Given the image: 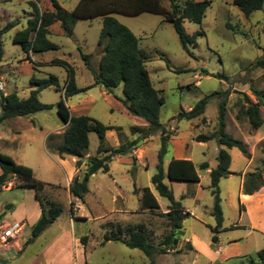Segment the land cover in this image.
Listing matches in <instances>:
<instances>
[{
	"label": "rangeland",
	"instance_id": "374dc122",
	"mask_svg": "<svg viewBox=\"0 0 264 264\" xmlns=\"http://www.w3.org/2000/svg\"><path fill=\"white\" fill-rule=\"evenodd\" d=\"M57 1L71 12L80 0ZM186 1L190 0H176L181 6ZM208 1L211 6L201 25L190 21L184 24L187 34H204L191 48L193 56L183 50L173 26L165 22L163 16L149 13L136 17L113 15L140 39V46L149 57L147 67L151 80L165 97L159 120L171 137L166 163L172 159H186L196 165L208 163L211 169L217 165L220 147L216 141L197 143L194 139L199 134H210L217 129L219 104L224 99L228 110L227 132L243 140L252 153L249 160L236 148L228 150L232 158L231 174L220 182L224 223L216 246L212 243L216 221L212 215L214 199L210 192V171L200 172L199 184L165 180L175 199L192 217L184 221L177 248L156 255L154 264H258L257 255L264 251V188L251 198L241 193L245 175L253 173L264 163V125L255 130L246 117L238 118L240 107L245 104V95L253 103L259 101L257 94L264 100V66L258 64L264 60V6L246 17L234 0ZM31 2L42 12L53 11L50 0H0V30L8 24H15L0 36L3 51L0 77L4 80L5 91L27 99L36 89L32 84L33 77L48 79L56 76L64 86L67 70L61 64H54L55 60L72 65L78 88L94 84L81 53L90 55L92 68L98 69L102 52L98 44L102 18L78 22L73 38L52 35L50 40L59 49L33 54L35 62L31 67L22 46L13 42L16 32L26 27L33 17ZM161 2L170 8V0ZM205 71L217 77L207 76ZM104 92L103 87L95 85L86 93L69 98L66 105L72 108L76 117L89 116L106 126L120 128V131L109 133L107 146L118 147L117 136L122 144L142 137L141 133L134 136L131 132L132 127H142L145 122L126 111L119 100L123 98L122 86L114 91V95ZM214 92L222 95L209 102L205 121H173L182 110L189 111ZM38 98L53 108L0 125V152L31 168L36 179L47 183L44 195L51 203L61 206L63 213L43 234L28 242L38 215L36 191L12 189L14 183L0 190V217L3 216L0 220V257L8 264H151L139 250L122 243L103 244V236L111 224L117 223L145 226L155 245L169 233V222L159 215L161 212H142L139 196L134 193L135 185L137 188L149 187L162 212H166L163 209L170 205L168 200L159 196L151 182L157 172L161 134L149 136L146 142L143 141L146 138L141 139L132 155L113 159L109 173L95 174L89 182V193L79 203L63 190L67 188L71 166L68 163L62 167L60 160L46 151L47 135H58L57 143L62 140L66 129L58 114V104L64 99V93L48 88ZM260 109L264 120V105ZM98 146L97 134L91 133L87 154L97 155ZM240 203L245 206L244 212L240 210ZM8 205L13 207L12 211L7 210ZM70 207L74 210L73 216ZM22 221L26 226L21 234L4 244L1 239L3 230ZM84 237H88L85 244L82 242Z\"/></svg>",
	"mask_w": 264,
	"mask_h": 264
},
{
	"label": "trees",
	"instance_id": "16d2710c",
	"mask_svg": "<svg viewBox=\"0 0 264 264\" xmlns=\"http://www.w3.org/2000/svg\"><path fill=\"white\" fill-rule=\"evenodd\" d=\"M50 2L53 11L45 12H42L37 4L30 3L34 12L33 17L28 20L27 26L23 30L15 34L13 42L22 46L28 60L34 65L31 54L58 50V46L49 40L50 32L48 29L53 23H60L65 37L73 38V30L78 22L102 18V30L98 41L99 46L102 47V52L98 70L92 68L90 55L81 53V57L91 71L95 84L102 85L107 94L114 95V91L122 86L123 98H119V100L130 115L141 118L147 127L146 129L133 127V134L141 133L142 137L118 147L107 146V132L120 131L121 129L106 126L89 116L76 117L71 115L66 101L75 95L86 93L92 87L78 88L73 67L62 60H55L53 63L61 64L67 70L68 76L64 86H61L56 76H51L48 79L33 77L32 84L36 86V89L31 92L27 99L20 98L15 92L8 95L0 94V125L9 119L27 117L37 112L51 110L52 105L43 104L39 101V94L48 88L63 91L64 99L58 104V114L66 125V129L60 142L56 143L59 138L58 135H49L46 145L48 152L61 159L76 158V167L80 168L90 147V134L95 133L99 138L97 155L88 158L82 176H76L69 188L71 196L80 201H84L89 193V182L93 175L98 172L109 173L110 164L114 158L132 155L138 148L141 139L160 133L162 146L158 154L157 172L152 177L151 182L159 196L168 200L170 205L166 212H162L157 197L149 187L137 188L135 185L134 193L139 196L142 212L151 214L161 212L159 215L169 222V233L158 245H155L145 226H123L117 223L110 225L103 236V244L116 242L122 243L130 249L139 250L151 261V264H154L156 255L175 250L183 234L184 221L192 215L184 210L180 201L175 199L173 190L166 185L165 180L199 184L201 182L200 172L210 171V192L214 199L212 215L216 221V226L212 229V243L213 246L218 245L219 234L223 230L224 223L220 182L231 174L232 158L228 150L236 148L249 160L252 159V153L243 140L235 138L227 132L228 110L227 100L224 99L219 104L217 129L210 134H199L194 139L197 143L216 141L220 147L217 165L211 169L208 163L196 165L193 161L186 159H172L166 163L165 157L168 153V142L171 137L168 129L159 120L161 108L166 103L165 97L162 95V91L155 88L151 80L147 67L149 57L141 48L140 39L113 17L114 14L131 17L144 13L161 15L165 22L173 26L183 50L189 56H193L191 48L196 46L197 38L204 34L196 32L189 35L184 24L186 21H190L201 25L206 17L207 9L211 6V1L190 0L181 6L176 0H170L171 6L168 9L163 6L161 0H80L71 12L62 8L57 0H50ZM234 4L246 17H249L263 8L264 0H234ZM14 26V23L8 24L0 30V36ZM2 56L3 51L0 42V61ZM258 64L264 66V60ZM206 75L217 77V75L209 73ZM218 77L222 78L221 75ZM220 95L222 93L214 92L205 96L189 111L182 110L173 118V121L181 122L196 119L205 121L209 102ZM256 97L259 101L253 103L245 95V104L241 105L238 118L246 117L250 126L258 130L264 125L260 109L264 105V100L259 94ZM134 160L136 159L134 158ZM11 183H14L12 189L32 188L36 191L41 216L32 227V238L28 241L32 242L57 221L63 213V208L47 200L48 197L44 195L47 183L36 179L31 168L18 164L12 157L0 152V190L8 188ZM263 188L264 163L253 173L245 175L241 185V193L251 198ZM7 210L12 211L13 207L8 205ZM240 210L241 212L245 211L243 203H240ZM87 240L88 237H84L82 242L85 244ZM257 257L259 259L258 264H264V251L258 253Z\"/></svg>",
	"mask_w": 264,
	"mask_h": 264
},
{
	"label": "crops",
	"instance_id": "0c3cea01",
	"mask_svg": "<svg viewBox=\"0 0 264 264\" xmlns=\"http://www.w3.org/2000/svg\"><path fill=\"white\" fill-rule=\"evenodd\" d=\"M77 25V24H76ZM25 28V27H24ZM24 28H22L21 30H23ZM21 30H19V31H21ZM49 32H50V34H49V40H50V37L52 36V35H61V36H65L64 35V33H63V30H62V28H61V25H60V23H53L50 27H49ZM17 33V32H16ZM15 36V35H14ZM51 41V40H50ZM52 42V41H51ZM58 46V45H57ZM58 49H59V46H58ZM31 59H32V61L33 62H35V59H34V56H31ZM27 63H28V65L29 66H31V67H33V64H32V62H30L28 59H27ZM68 64H69V62H67ZM70 65V64H69ZM72 66V65H71ZM85 66H86V64H85ZM74 69V68H73ZM88 69V68H87ZM93 69L94 70H98V69H95L94 67H93ZM74 71H75V69H74ZM30 76H31V73L29 74ZM93 76V75H92ZM93 79H94V77H93ZM75 81H76V74H75ZM96 84H95V80H94V84H92V85H89V86H87V87H93V86H95ZM98 86H101V87H103L102 85H98ZM83 88H86V87H83ZM8 94H10V93H8V92H4V95H8ZM104 94H106L105 92H104ZM67 107L69 108V111L71 112V115L72 116H74V114L72 113V108L69 106V105H67ZM0 114H1V112H0ZM15 119H17V120H19L20 118H15ZM11 120H14V119H9V120H7V121H5L3 124H5L6 122H8V121H11ZM139 125V124H138ZM135 127H139V126H135ZM146 127H147V125L146 124H144V126H142V127H140V128H142V129H146ZM132 129H133V127H132ZM12 132H14V131H12ZM112 132H114V131H108L107 132V134H106V140H108V135H109V133H112ZM131 132H132V134H133V131L131 130ZM14 133H19V132H14ZM139 133H136V134H133L134 136L135 135H138ZM47 137H48V135H47ZM47 137H46V142H47ZM136 138H138V137H136ZM136 138H132L131 140H129V141H132V140H134V139H136ZM120 136H117V143L119 144V146L120 145H122V142L120 141ZM143 141H148V138H146V139H144ZM125 144V143H124ZM139 145V144H138ZM114 146V145H113ZM46 151L48 152V150H47V147H46ZM48 154H50L49 152H48ZM51 156H53V157H55V158H58L60 161V165L63 167V165L64 164H68L69 163V165L71 166V168H70V171H69V174H67L68 176H67V188H64L63 190H64V192H66L67 193V195H68V197L71 199V194H70V190H69V188H70V185H71V183H72V181H73V179L76 177V176H82V173H83V171L86 169V164H87V160H88V158L90 157V156H93V155H90V154H87L86 156H85V160H83V162H82V166L79 168V169H77V167H76V163H77V159L76 158H70V157H68V158H65V159H61V158H59L58 156H56V155H53V154H50ZM115 159V158H114ZM111 168V167H110ZM111 170V169H110ZM94 176V175H93ZM92 176V177H93ZM5 189H7V188H5ZM29 189H32V188H24V190H29ZM73 198V197H72ZM75 199V198H74ZM77 201H79V203H81V201L80 200H78V199H76ZM118 200V199H117ZM37 202H38V200H37ZM71 204V203H70ZM77 206V205H76ZM80 207V206H79ZM70 210H71V215L73 216V213H74V210H73V208L72 207H70ZM73 210V211H72ZM167 210V207H166V209H163V211H166ZM186 212H188V211H186ZM37 213H38V215H37V217H36V219H35V221L33 222V224H35V222H37L38 220H39V218H40V216H41V208H40V205H39V202H38V204H37ZM23 223H24V225L26 226V223H25V221H22ZM14 242H12L10 245H12ZM9 245V246H10ZM8 246V247H9Z\"/></svg>",
	"mask_w": 264,
	"mask_h": 264
},
{
	"label": "built area",
	"instance_id": "2783aa9c",
	"mask_svg": "<svg viewBox=\"0 0 264 264\" xmlns=\"http://www.w3.org/2000/svg\"><path fill=\"white\" fill-rule=\"evenodd\" d=\"M4 92H5L4 80L2 77H0V94H4ZM24 227L25 225L23 222H17L12 226H8L7 228H5L2 232V238H1L3 243L6 244L9 240H13L17 238L24 230Z\"/></svg>",
	"mask_w": 264,
	"mask_h": 264
},
{
	"label": "water",
	"instance_id": "95a60500",
	"mask_svg": "<svg viewBox=\"0 0 264 264\" xmlns=\"http://www.w3.org/2000/svg\"><path fill=\"white\" fill-rule=\"evenodd\" d=\"M2 219H3V216L0 217V220H2ZM0 264H8V261H6L0 257Z\"/></svg>",
	"mask_w": 264,
	"mask_h": 264
}]
</instances>
